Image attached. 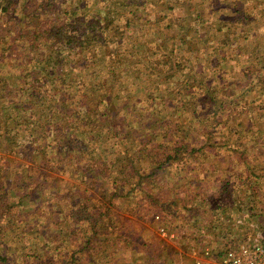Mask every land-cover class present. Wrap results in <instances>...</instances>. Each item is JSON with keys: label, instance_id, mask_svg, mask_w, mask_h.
<instances>
[{"label": "trees", "instance_id": "1", "mask_svg": "<svg viewBox=\"0 0 264 264\" xmlns=\"http://www.w3.org/2000/svg\"><path fill=\"white\" fill-rule=\"evenodd\" d=\"M232 1L197 0V14L188 10L187 16L173 18L175 15L166 11L172 7L184 11V4L178 5L184 0H35L36 5L32 0H0V59L4 63L11 59L22 61L12 83L0 75L1 134L18 137L29 133L17 151L22 148L26 153L31 148L40 152L44 165L53 150L75 151L62 163L66 171L82 177L85 185L96 187L58 192L57 199L63 200L57 207L46 197V204L43 202L48 189L38 193L41 184L33 187L27 197L38 196L41 212L49 205V214L62 215L67 209L64 237H55L48 247L39 244V249L22 245L19 251L5 247L1 239L0 264H75L84 252L89 260L98 262L99 255L107 249L102 243L136 244L142 233L128 234L130 225L122 223L118 209L120 191L127 187L151 200L150 212L154 215L164 212L174 216L181 210L193 230H221V224L231 214V205L216 203L213 209L207 206L206 199L197 203L200 193L180 189L181 183L184 187L194 184L197 169L190 166L193 173L180 178L170 173V167L187 165L188 158L199 156V150L215 152L212 139L230 120H234L235 132L243 128L241 101L229 107V99L215 89L246 91V96L252 87L247 73L241 77L240 70L228 73L220 65L230 59V48L237 43H242L237 47L243 54L247 51L243 42L254 38L258 43L259 29L254 33L240 32V26L242 22L252 21L254 26L264 23V0ZM152 7L154 12L148 14ZM199 13L202 19L209 15L206 30L203 20L189 21ZM211 16L216 17L218 27ZM232 16L235 21H230ZM11 24L16 26L13 33L4 35L2 31ZM234 27L237 37L232 41L229 36ZM164 35L168 36L167 47V40L161 42ZM142 50L149 52L147 62L133 61L136 63L131 66L129 54L141 56ZM159 50L166 56L160 62V74L169 73L164 78L153 70ZM185 54L195 55L196 59L184 60ZM236 56L240 57L239 53ZM241 60L238 65L242 66L246 61ZM102 64L110 70L101 74ZM215 69L218 75L223 74L221 86L213 83L211 74ZM15 90L19 94L14 95ZM145 98L151 99L149 105ZM155 102L164 105V110L157 105L150 109ZM166 110L172 112L161 117ZM189 116L191 124L187 126L183 121ZM152 117L153 124L147 125ZM114 119H119L118 123ZM133 131V140L125 141ZM193 132L200 133L204 145H198L200 141ZM38 138L42 145L32 147ZM225 146L229 156L243 160L247 166L245 176L232 180V192L238 199L261 194L264 168L257 161L264 156V150L254 155L253 165L247 163V154L237 141H226ZM142 165H148V169ZM170 178L178 185L171 191ZM4 188L0 186V224L6 222L11 225L9 230L15 231L22 220L23 201ZM48 192L49 196L54 194L52 189ZM249 208L252 211L254 205ZM206 235L197 237L204 239ZM151 237L143 239L145 246ZM138 259L135 256L133 262Z\"/></svg>", "mask_w": 264, "mask_h": 264}, {"label": "rangeland", "instance_id": "2", "mask_svg": "<svg viewBox=\"0 0 264 264\" xmlns=\"http://www.w3.org/2000/svg\"><path fill=\"white\" fill-rule=\"evenodd\" d=\"M196 2L197 0H184V2L178 4H184L182 6L184 11L180 12L179 9L174 10L172 7L166 12L169 15H175L173 18L176 16L180 18L187 16L186 11L188 13H190L189 11H193L197 14V11H194L197 8ZM232 2L233 4L236 3L234 0ZM31 3L35 4V0H32ZM189 6L191 8H188ZM239 10L241 9L239 8ZM151 12H154L153 7L148 14H152ZM196 14H194L193 18L190 17L189 21L197 19L203 20L206 23L209 18V15H205L206 19H202L201 15L203 14ZM173 18L170 20H174ZM210 18H213L215 25L218 27L219 23L216 22V17L211 16ZM210 20L212 21V19ZM235 20L236 18L232 16L230 21ZM222 23L223 22H221V24ZM254 24L255 23L252 21L249 23L242 22L240 32L246 30L247 32L254 33L255 29H259L258 33L261 34V36L257 34L256 39L258 43L254 41V38L243 42L244 45H247V51L244 54L241 52L240 48L237 47L238 44L242 45V43H237L234 47L230 48V59L228 58L222 66L220 65V67L228 73L240 70L239 74L241 77L246 73L248 74L246 76L249 78L250 86H252L249 88L248 94L245 96L246 91L233 92L231 89H222V87L221 89H215L218 93L223 92V96L229 99V107L241 101L239 104L242 106L240 120L242 121L243 128H241L239 132H235V128L233 127L234 120H230L223 126V130L217 132L214 135L215 138L212 139V143L216 145L215 152L203 153V151L198 148L199 151H197L200 154L196 159L190 157L188 158L187 165H175L170 167L171 174H177L178 177L182 178L183 175L193 173L189 168L194 165L197 169V173H195L196 181L193 185H187L186 187L181 183L180 189H189L195 193H200L202 196L195 201L200 203L201 200L206 199L207 206L211 208L215 206L216 203H222L224 205L225 203L230 204L231 214H229L227 218L228 221L225 219L227 222L225 224L222 223L221 230L218 229V231L211 229L209 233H202L198 229L194 228L193 230L189 219L185 218V214L181 213V210L178 212H176L178 209L173 211L172 213L176 212L174 216L172 214L166 215L164 212L163 214L154 215L155 212H150L151 200L148 198L146 199L143 193L137 190H131L127 187L124 191H120L118 209H120L122 213V223L130 225V229L128 230V234L130 235L133 234V230H136L135 227H149L153 232L152 239L148 240L147 246L143 244L144 237H137L136 244H134L133 241L129 243H116L112 241L108 245L102 243L103 247H107V249L99 255L98 262L89 260V258H87L88 254L84 252L82 259L75 264H143L144 262L147 264H192L196 258L204 256V251L206 249L210 253L209 257H214L229 248H238L242 244H264V178L261 180V194L253 198L239 197L238 199L237 195L232 192V180L238 181V177L241 178L245 176L247 166L243 160L229 156L225 148L226 141H237L240 149L247 154V163L253 165L256 163L254 155L258 153L259 149L262 148L264 150V144L262 143V139L264 138V29L261 30L259 27L260 25L264 27L262 26L264 23L257 26H254ZM222 26L223 25H221V27ZM13 27L16 26L14 24L6 26L2 33L4 35L13 33ZM207 27L208 25L206 23L204 30H206ZM230 33L229 39L233 41V39L237 37L236 28L234 27L231 29ZM167 38L168 36L164 35L161 39V42L167 40L166 47L168 44ZM0 43H3L1 38ZM236 53H239L240 57L236 56ZM129 55L128 63L133 66L136 63L133 61H139L141 64L147 62L149 52L142 50L141 56L137 57L131 54ZM159 56L160 58H158ZM241 57L243 61H246L242 66L238 65ZM154 58L153 65L155 68H153V70L156 74L163 75L164 78L165 74L169 73L163 71V74H160V62L161 58L166 60V56L165 54L162 55L161 50H159ZM182 58L184 60L191 59L192 61L196 59L195 55L193 56L190 54H185ZM169 59L172 60L173 56H170ZM199 61H202L201 58H199ZM21 63V59H11L8 60L7 63L2 62L0 59V75L5 77L9 83H12L16 80V75L19 73V65ZM106 69L110 70V67L107 64H102L100 73L102 74ZM222 75V73L218 75L216 69L213 70L211 74L213 83L215 82V84L221 86ZM74 77L76 78L77 75ZM113 92L116 93L117 90ZM81 93L79 94L81 95ZM17 94H19V91L15 90L14 95ZM19 97L20 96H16L17 99ZM1 99L2 98H0V103L3 101ZM145 100H147V105H149L151 99L145 98ZM159 103H161V101ZM117 105L116 103L113 107L116 108ZM155 105H157L159 110H164V105L159 106L158 102L153 103L149 108L153 109ZM170 112H172V110L162 112L161 117ZM229 113L232 114L233 111L230 109ZM189 119H191L190 116L183 121L187 126L191 124ZM114 121L118 123L119 119H114ZM153 122L154 118L152 117L151 123H147V125L153 124ZM156 122L157 121H155V123ZM47 130L49 131L50 129ZM1 133H3V131L0 129V186H4L5 190L7 189L11 195H14V198H22L24 207L21 212L22 215L20 219L22 220H19L18 229L10 231V224L6 222L0 224V247L3 242L2 240H4L5 247L17 251H19L22 245L33 247V249H39V244H45L44 247H48L49 241H52L55 237H64L65 212L67 209L61 213L62 215H59L57 212L56 214H49L52 211L51 205H49L45 206V212H41L37 207L38 199L36 197L38 196L29 198L27 194H30L33 187L41 184L38 193L39 191L47 189L48 191L52 189L54 193L52 196H49L50 192L46 191L47 195L42 197L43 202L46 204L47 198L54 202L57 207L62 205L63 200L57 199L56 194L58 192L65 193L69 189H76L77 187L89 188V186H91V188L94 187L95 189L96 187L95 185H85V180L82 177L77 178L76 175L74 177V175H70L68 171H66L64 160H66L67 157H72L75 151H61V149L53 150L48 154L49 158L44 165L42 164L43 161L41 160L40 152H35L31 148L26 153L22 151V148L21 151H17L18 144L19 147H23L22 143L24 139L29 138V133L24 136L21 135L23 136L22 138L21 136L5 137ZM134 133V131L133 133L131 132V136L127 137L125 141L130 143L134 138ZM192 134L200 141L198 145H204L205 140L199 136L200 133L193 132ZM40 142L39 138L36 139L32 147L38 144L42 145ZM257 163H260V166L264 168V156H260ZM142 168L147 170L148 165H142ZM42 170L45 171L41 172ZM32 173H35V175H33L31 179L26 178V175ZM24 180H27V183ZM168 186L170 191L178 187V185L174 183V178H170ZM98 187H100L99 184ZM252 204L254 208L250 211L249 207ZM152 208L155 209L156 212H159L158 208L153 206ZM165 218H167V220L163 222L162 220ZM24 234L26 236H24ZM198 234L207 235L203 239L197 237ZM223 235L225 237H223ZM116 237L117 236L114 235V238ZM13 253L15 252L13 251ZM14 255L15 254L11 255V257ZM135 256L139 259L133 262ZM36 264L41 263L37 262Z\"/></svg>", "mask_w": 264, "mask_h": 264}, {"label": "built area", "instance_id": "3", "mask_svg": "<svg viewBox=\"0 0 264 264\" xmlns=\"http://www.w3.org/2000/svg\"><path fill=\"white\" fill-rule=\"evenodd\" d=\"M209 251H204L203 257H198L192 264H264V244H242L238 248H229L223 253L209 257Z\"/></svg>", "mask_w": 264, "mask_h": 264}, {"label": "crops", "instance_id": "4", "mask_svg": "<svg viewBox=\"0 0 264 264\" xmlns=\"http://www.w3.org/2000/svg\"><path fill=\"white\" fill-rule=\"evenodd\" d=\"M136 228V230H133L132 231V233L134 232V231H139V232H141L142 233V235L143 236H141V237H146L147 235L148 236H150L151 237V235H152V230L148 227V228H146V227H144V228H137V227H135ZM136 246V245H135ZM143 264H147L146 262H144Z\"/></svg>", "mask_w": 264, "mask_h": 264}]
</instances>
